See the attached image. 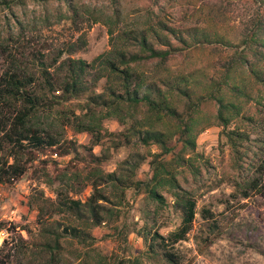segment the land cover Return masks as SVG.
Here are the masks:
<instances>
[{"label":"rangeland","instance_id":"374dc122","mask_svg":"<svg viewBox=\"0 0 264 264\" xmlns=\"http://www.w3.org/2000/svg\"><path fill=\"white\" fill-rule=\"evenodd\" d=\"M117 7L118 14H114L111 0H0V76L10 70L40 79L46 66L55 76L64 77L63 61L91 63L84 75L88 93L69 99L49 95L51 106L45 104L33 119L62 143L72 142L75 151L60 155V149H47L21 178L0 182V223L8 228L0 230L4 264H116L119 260L131 264L135 258L139 264H168L161 254L146 255L150 243L157 241L142 229L148 224L152 233L156 229L163 235L171 233L181 224V207L168 189L162 190L167 204L161 206L134 188L118 199L110 195L113 204L109 205L121 200L115 220L89 227L91 241L62 238L61 255L48 261L44 245L50 235L45 228L73 221L60 209L59 187L65 184L64 192L86 201L93 192L86 178L91 170L99 167L112 172L134 149L127 138L136 121L125 111L101 120L99 141L96 135L78 129L80 121L88 120V102L92 104L88 94L103 92L114 81L107 59L121 48L136 50L134 34L159 30L160 21L215 39L214 45H194L184 55L178 53L170 61L171 75L219 77L243 48L242 40L258 17L264 16V1L119 0ZM235 67L225 86L226 97L233 99L228 86L234 82L247 86L250 93L235 98L243 108L229 128L241 136L232 134L233 145L219 125H211L199 136L200 179L186 187L197 201V215L186 239L173 247L179 264H264V198L254 187L264 184V88L260 90L244 67ZM136 68L138 76L156 75L151 65ZM62 93L55 92L57 96ZM151 150L158 147L152 145ZM149 171L146 161L137 177L145 178ZM101 186L106 193L111 190L109 184ZM204 208L212 217L203 218Z\"/></svg>","mask_w":264,"mask_h":264},{"label":"trees","instance_id":"16d2710c","mask_svg":"<svg viewBox=\"0 0 264 264\" xmlns=\"http://www.w3.org/2000/svg\"><path fill=\"white\" fill-rule=\"evenodd\" d=\"M118 1L111 0L114 14H118ZM159 30L151 28L134 34L136 50L121 48L107 59L114 81L103 92L88 94V100L94 105L88 102L85 114L88 120L80 121L78 129L96 135L99 141L101 120L125 111L136 121L127 138L134 149L112 172H103L99 167L91 170L86 178L93 192L86 201L71 197L68 191L64 192L65 184L59 187L57 199L60 209L71 215L73 221L64 226L59 224L45 228L50 235V240L44 245L50 257L48 261L61 255L62 238L71 237L82 243L91 241V228L115 220L121 200L109 205L112 203L110 195L118 199L127 189L134 188L144 192L150 202L161 206L167 204L162 190L168 189L181 207V224L171 233L163 235L157 229L152 233L153 228L148 224L142 229L146 235H152V241H157L156 244L150 243L146 255L152 257L161 254L168 264L180 263V256L173 247L186 239L197 215V201L186 187H192L200 179L199 136L211 125L221 126L231 141L232 134L241 136V133L229 128L231 122L239 118L243 108L235 98L240 95L249 97L250 93L247 86L234 82L228 86L234 99L231 100L226 97L225 88L237 64L252 76L260 90L264 88V16L258 17L242 40L243 48L236 51L233 62L227 64L225 71L217 78L208 74L198 78L187 74L174 76L170 72V61L178 53L184 55V51L194 45H214L215 39L208 33L199 34L191 28L167 26L162 21L159 22ZM61 64L67 69L64 77L55 76L56 73L50 72L46 66L41 69L40 79L10 70L0 76L1 183L21 178L28 171L29 164L47 149H60L57 152L60 155L75 151L72 142L62 143L52 132L41 129L33 122L45 104L51 106L49 95L69 99L84 96L90 91L84 75L91 63L79 59ZM139 64L151 65L156 75L149 78L145 74L138 76L136 66ZM59 90H62V96L55 94ZM251 118L248 114V119ZM152 145H156L158 150L152 152ZM95 159L99 161V157ZM146 161L150 171L140 179L137 177L138 171ZM105 184L110 185L108 193L101 186ZM254 187L264 198V184ZM244 194L249 196L247 191ZM202 212L203 218L212 217L210 210L204 208ZM3 229L8 230L0 223V230ZM139 260L132 259L131 264H139ZM0 263L4 264V261L0 259ZM116 264L124 262L119 260Z\"/></svg>","mask_w":264,"mask_h":264}]
</instances>
